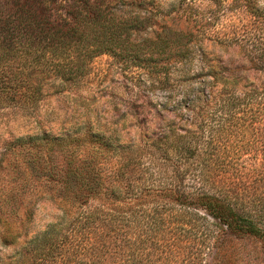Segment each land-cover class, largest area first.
Wrapping results in <instances>:
<instances>
[{
	"label": "trees",
	"instance_id": "obj_1",
	"mask_svg": "<svg viewBox=\"0 0 264 264\" xmlns=\"http://www.w3.org/2000/svg\"><path fill=\"white\" fill-rule=\"evenodd\" d=\"M204 1L168 11L195 32L162 27L134 42L150 18L120 0H0V109L29 114L44 86H75L99 53L185 64L187 42L207 33L240 54L223 75L201 66L180 78V100L156 110L165 125L147 126L142 140L19 137L34 177L45 174L0 210L8 264H235L237 240L257 241L264 254V0ZM44 199L59 214L28 234Z\"/></svg>",
	"mask_w": 264,
	"mask_h": 264
},
{
	"label": "rangeland",
	"instance_id": "obj_2",
	"mask_svg": "<svg viewBox=\"0 0 264 264\" xmlns=\"http://www.w3.org/2000/svg\"><path fill=\"white\" fill-rule=\"evenodd\" d=\"M195 1L198 9L206 8V1ZM120 2L132 13L150 18L149 24H145L150 27L131 36L136 38L134 42L141 41L142 38L155 40L154 34L159 33L161 36L162 27L181 33L195 32L191 21H184V16L168 12L176 7L177 0ZM206 34H198L195 41L187 42L189 50L185 64L166 54L160 57L155 66H151L136 62L131 56L121 55L118 50L99 53L89 61L86 74L75 86H66L60 93L53 92L56 83L54 86H44L43 97L29 114L16 108L0 109V210H4L6 206L5 198H8L9 205V196L18 193L21 185L26 189L29 185L31 187L44 183L42 175L45 173L35 176L40 177L39 179L31 172L32 166L29 167L27 160L32 158L33 152L28 145L17 146L16 140L19 137L45 134V138L49 140H64L98 134L105 139H116V143L122 145H126L128 141L142 140L147 126L157 129L156 127L165 125L156 110L162 105H171L180 100L185 89V84L179 85L180 78L197 72L201 66L211 67V72L217 77L223 75L219 72L224 66L239 60L240 54L236 48L217 44L207 38ZM148 54L146 52L144 56ZM198 105L197 103L194 107ZM182 113L189 118L194 111L189 108L187 112L182 110ZM94 151L95 149L88 148L87 154L94 156ZM57 154V164L63 167L65 161L60 153ZM33 191L38 192L36 189ZM33 209V219L26 224L28 234L41 230L59 214L48 199L38 201ZM9 221L11 220L8 219ZM20 240L19 237L17 241ZM6 244L8 243L0 242V264H8L6 258L12 244ZM234 263L264 264V254L259 249V243L237 240Z\"/></svg>",
	"mask_w": 264,
	"mask_h": 264
}]
</instances>
